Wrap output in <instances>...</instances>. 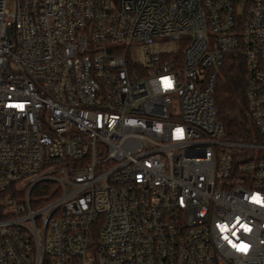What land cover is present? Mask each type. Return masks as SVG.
<instances>
[{
  "label": "built area",
  "instance_id": "built-area-1",
  "mask_svg": "<svg viewBox=\"0 0 264 264\" xmlns=\"http://www.w3.org/2000/svg\"><path fill=\"white\" fill-rule=\"evenodd\" d=\"M230 53L250 139L218 118ZM257 193L264 0H0V264H264Z\"/></svg>",
  "mask_w": 264,
  "mask_h": 264
},
{
  "label": "trees",
  "instance_id": "trees-1",
  "mask_svg": "<svg viewBox=\"0 0 264 264\" xmlns=\"http://www.w3.org/2000/svg\"><path fill=\"white\" fill-rule=\"evenodd\" d=\"M213 95L226 137L245 140L256 136L248 115L244 59L240 55L230 53L224 56Z\"/></svg>",
  "mask_w": 264,
  "mask_h": 264
},
{
  "label": "snow or ice",
  "instance_id": "snow-or-ice-1",
  "mask_svg": "<svg viewBox=\"0 0 264 264\" xmlns=\"http://www.w3.org/2000/svg\"><path fill=\"white\" fill-rule=\"evenodd\" d=\"M162 82H163V86H164L165 89H169V88L172 87V82H171V80L168 77H163L162 78ZM15 107H17L19 109H23L24 105L22 103H18V104L15 105ZM177 132L180 133V132H182V130L181 129H177ZM251 200L253 202L258 203V204H264V198H261L259 193L253 194L252 197H251ZM219 227L221 228V231H227V225H220ZM240 227L243 228L245 231L249 230L248 227L246 225H244V224H241ZM233 235H236V233L233 232ZM225 239H228V237L225 236ZM229 242L232 243V241H229ZM241 244H244V243L241 242L240 244H233V247H235V248H237L238 250H241V251H247L248 245L244 244L245 247L241 248L240 247Z\"/></svg>",
  "mask_w": 264,
  "mask_h": 264
},
{
  "label": "clouds",
  "instance_id": "clouds-1",
  "mask_svg": "<svg viewBox=\"0 0 264 264\" xmlns=\"http://www.w3.org/2000/svg\"><path fill=\"white\" fill-rule=\"evenodd\" d=\"M240 247H241V248H244V247H245V245H244V244H241V245H240Z\"/></svg>",
  "mask_w": 264,
  "mask_h": 264
}]
</instances>
